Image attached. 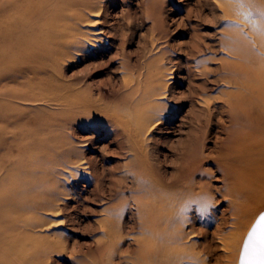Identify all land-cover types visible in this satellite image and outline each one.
<instances>
[{"label":"rangeland","instance_id":"rangeland-1","mask_svg":"<svg viewBox=\"0 0 264 264\" xmlns=\"http://www.w3.org/2000/svg\"><path fill=\"white\" fill-rule=\"evenodd\" d=\"M63 1L100 9L80 24L78 47L51 52L36 50L35 41L53 10L36 15V0H0V193L24 196L26 215L36 211L32 234L42 243L39 262L93 264L107 217L108 224L120 225L121 248L134 246L141 234L136 198L158 184L170 192L184 188L187 171L192 175L189 168L198 164L185 162L188 153L219 154L224 133L218 118L226 117L217 96L223 86L203 73L201 61L212 57L206 61L211 68L218 61L213 57L223 54L212 46L226 30L229 18L221 5L229 0ZM68 6L60 12L74 13ZM156 71L164 73L163 96L155 98L159 108L136 136L131 114L145 103L141 94ZM202 165L214 176L197 177L195 184L213 187L210 209L228 208L230 196L215 164ZM47 193L53 210L35 204ZM262 209L264 196L235 264ZM198 212L191 207L188 214ZM212 240L215 249L204 253L205 263L223 264L221 241Z\"/></svg>","mask_w":264,"mask_h":264},{"label":"bare ground","instance_id":"bare-ground-1","mask_svg":"<svg viewBox=\"0 0 264 264\" xmlns=\"http://www.w3.org/2000/svg\"><path fill=\"white\" fill-rule=\"evenodd\" d=\"M70 4L63 0L61 3L60 0H36V15L47 9V12L53 10L47 24L36 29V50L56 52L63 46L78 47L82 41L78 36L80 24L92 20L90 17L98 14L100 6L85 2L68 6ZM66 6L75 14L60 12V8ZM221 8L229 20L225 32L212 49L216 51L218 47L224 55L213 57L218 61L211 68L206 67V63L212 57L201 61L203 73H211L212 81L223 86L217 96L226 117L218 118V125L224 133L219 154L214 157L202 152L188 153L185 162L196 159L198 164L189 168L192 175L187 171L186 175L190 176L184 188L170 192L158 184L136 198L141 234L134 238V246L126 244V248H121L123 235L120 225L108 224L111 217H107L97 245L98 259L93 264H198L199 260L206 264L204 253L215 249L212 245L214 237L221 241L223 264H235L254 207L264 196V19L260 17V13H264V0H239V3L229 0L224 1ZM61 25H68V30L55 31ZM163 74L153 73L149 88L141 94L145 103L134 111L135 115L131 112L136 136L143 135L144 126L152 121L151 116L159 108V102L154 100L163 96L160 90ZM200 100L206 102L211 112L210 103L202 97ZM127 118L129 120L130 116ZM129 135L132 136L131 132ZM140 148L136 150L140 151ZM205 161L215 164L227 186L225 194L230 196L228 208L211 210L213 187L195 184L197 177L201 181L214 176L212 170L203 167ZM4 172L5 166L1 165L0 175ZM26 203L24 196L0 193V264H44L38 261L43 252L42 243L32 234V228L36 226V211L26 215L29 212ZM35 204L47 210L55 208L48 193L37 196ZM191 207L199 211L196 216L188 214ZM223 227L228 228L223 231ZM200 236L203 238L201 242L198 241ZM75 249H72L73 253ZM115 257L119 258L117 263L112 262Z\"/></svg>","mask_w":264,"mask_h":264},{"label":"snow or ice","instance_id":"snow-or-ice-1","mask_svg":"<svg viewBox=\"0 0 264 264\" xmlns=\"http://www.w3.org/2000/svg\"><path fill=\"white\" fill-rule=\"evenodd\" d=\"M260 17L264 19V13H260ZM241 262L242 264H264V214H261L249 232L243 245Z\"/></svg>","mask_w":264,"mask_h":264},{"label":"water","instance_id":"water-1","mask_svg":"<svg viewBox=\"0 0 264 264\" xmlns=\"http://www.w3.org/2000/svg\"><path fill=\"white\" fill-rule=\"evenodd\" d=\"M261 214H264V209H262L258 214L257 216L255 217L254 221L252 222L251 226L249 227L244 239H243V242H242V246H241V249H240V254H239V259H238V264H242L241 262V254H242V249H243V245L249 235V232L250 230L253 228V225L256 223V221L260 218Z\"/></svg>","mask_w":264,"mask_h":264}]
</instances>
